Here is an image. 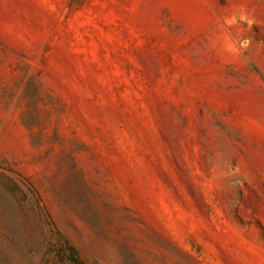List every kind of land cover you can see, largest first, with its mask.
<instances>
[{
  "label": "rangeland",
  "instance_id": "obj_1",
  "mask_svg": "<svg viewBox=\"0 0 264 264\" xmlns=\"http://www.w3.org/2000/svg\"><path fill=\"white\" fill-rule=\"evenodd\" d=\"M0 264H264V0H0Z\"/></svg>",
  "mask_w": 264,
  "mask_h": 264
},
{
  "label": "clouds",
  "instance_id": "obj_2",
  "mask_svg": "<svg viewBox=\"0 0 264 264\" xmlns=\"http://www.w3.org/2000/svg\"><path fill=\"white\" fill-rule=\"evenodd\" d=\"M224 23L229 27L233 25L247 24L249 28H252L255 24V20L251 17L250 13L244 6H240L239 12L230 17H226ZM225 40L226 49L237 54H242L241 50H246L251 43L250 39L233 40L231 37H226Z\"/></svg>",
  "mask_w": 264,
  "mask_h": 264
},
{
  "label": "trees",
  "instance_id": "obj_3",
  "mask_svg": "<svg viewBox=\"0 0 264 264\" xmlns=\"http://www.w3.org/2000/svg\"><path fill=\"white\" fill-rule=\"evenodd\" d=\"M72 260L75 261L76 259L73 258Z\"/></svg>",
  "mask_w": 264,
  "mask_h": 264
}]
</instances>
